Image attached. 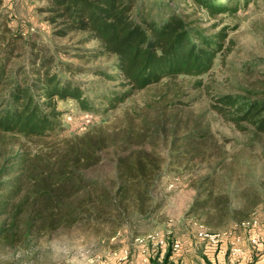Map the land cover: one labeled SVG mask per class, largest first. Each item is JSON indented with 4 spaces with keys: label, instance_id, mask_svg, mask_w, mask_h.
Returning a JSON list of instances; mask_svg holds the SVG:
<instances>
[{
    "label": "rangeland",
    "instance_id": "rangeland-1",
    "mask_svg": "<svg viewBox=\"0 0 264 264\" xmlns=\"http://www.w3.org/2000/svg\"><path fill=\"white\" fill-rule=\"evenodd\" d=\"M174 1L179 12H195L202 27L211 24L191 0ZM43 5V0H2L0 14L25 38L73 66L80 64L73 81H93L87 70L104 60L86 64L72 58L70 54L82 47L78 41L83 34L53 36L37 11ZM223 23L236 26L228 35L234 44L230 52L217 56L206 75L164 80L135 92L103 115L82 114L71 103L59 105L64 111L61 130L46 140L45 149L54 154L78 144L90 145L96 153L91 167L82 172L92 185L84 182L80 189L67 192L81 216L71 226L21 238L15 249L1 246L0 264L104 262L122 249L134 255L143 250L153 254L160 248L136 239L159 233L167 246L173 238L194 242L195 223L210 232L232 231L248 240L253 230L239 225L257 221L259 245L264 246V135L239 132L211 108L217 95L264 87V3L249 4ZM90 47L92 43L84 45ZM140 163L145 172L134 170L130 179L122 169L116 170L118 165ZM121 186L128 187L123 199L117 191ZM140 205L146 217L138 213ZM223 241L228 247L229 239Z\"/></svg>",
    "mask_w": 264,
    "mask_h": 264
},
{
    "label": "trees",
    "instance_id": "trees-1",
    "mask_svg": "<svg viewBox=\"0 0 264 264\" xmlns=\"http://www.w3.org/2000/svg\"><path fill=\"white\" fill-rule=\"evenodd\" d=\"M43 2L37 11L53 36L83 34L78 41L82 47L70 56L86 64L104 63L87 70L93 81H73L80 64L57 58L24 32L8 27L0 14V247L10 249L23 237L77 222L81 215L67 192L93 183L82 173L96 157L90 145L75 144L54 154L44 147L61 130L60 104L71 103L82 114L103 115L164 80L206 75L217 56L230 52L234 44L228 35L236 26L224 24V18L264 0H191L211 20L207 27L195 12H179L174 0ZM89 43L92 47L84 48ZM211 108L239 132L264 135V87L217 95ZM118 166L127 179L134 170H146L141 163ZM118 190L123 199L128 187ZM138 213L144 215L142 207ZM169 254L168 248L165 258Z\"/></svg>",
    "mask_w": 264,
    "mask_h": 264
},
{
    "label": "crops",
    "instance_id": "crops-1",
    "mask_svg": "<svg viewBox=\"0 0 264 264\" xmlns=\"http://www.w3.org/2000/svg\"><path fill=\"white\" fill-rule=\"evenodd\" d=\"M239 237L240 247L244 251L241 257L230 256L227 252L228 247L226 242L212 244L197 239L195 234L193 235L194 242L183 238H173L169 246L165 243L158 252L149 253L147 256L153 264H264V246L251 247L247 237ZM174 240L180 242L177 251L172 250ZM197 246H199V249L196 248ZM168 248L170 249V254L165 258ZM142 258L143 256L140 253L134 255L128 249H122L121 251L112 252L104 262H98L97 259H93L92 261L93 264H143Z\"/></svg>",
    "mask_w": 264,
    "mask_h": 264
},
{
    "label": "built area",
    "instance_id": "built-area-1",
    "mask_svg": "<svg viewBox=\"0 0 264 264\" xmlns=\"http://www.w3.org/2000/svg\"><path fill=\"white\" fill-rule=\"evenodd\" d=\"M174 184H170L169 188H173ZM195 237L199 240H203L212 244H217L220 242V240L224 237H227L229 239V245H228V253L232 257H241L244 254V251L240 247V238L234 235V232L228 231L224 233H215L208 231L204 225L201 223H195ZM242 228H249L251 231L253 230V233L249 235V244L257 247L261 243V235L257 231L258 230V223L257 221H251L246 223H241ZM257 231V232H256ZM136 242L143 244V245H151L153 248H161L165 245V241L160 236L159 233H151L144 237L136 239ZM180 246V242L178 240H174L172 243V250L177 251ZM141 254L143 256L142 263L143 264H151L149 257L145 254V251H141ZM85 264H93V261L90 260Z\"/></svg>",
    "mask_w": 264,
    "mask_h": 264
}]
</instances>
